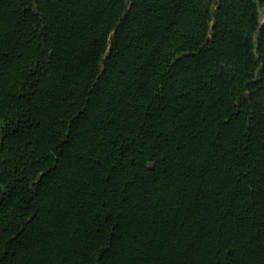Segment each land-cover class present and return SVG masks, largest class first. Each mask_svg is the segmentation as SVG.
Segmentation results:
<instances>
[{"label": "trees", "instance_id": "1", "mask_svg": "<svg viewBox=\"0 0 264 264\" xmlns=\"http://www.w3.org/2000/svg\"><path fill=\"white\" fill-rule=\"evenodd\" d=\"M264 0H0V264H264Z\"/></svg>", "mask_w": 264, "mask_h": 264}, {"label": "crops", "instance_id": "2", "mask_svg": "<svg viewBox=\"0 0 264 264\" xmlns=\"http://www.w3.org/2000/svg\"><path fill=\"white\" fill-rule=\"evenodd\" d=\"M262 23L264 24V9H263V13H262Z\"/></svg>", "mask_w": 264, "mask_h": 264}]
</instances>
